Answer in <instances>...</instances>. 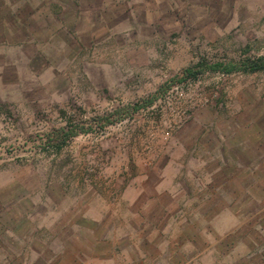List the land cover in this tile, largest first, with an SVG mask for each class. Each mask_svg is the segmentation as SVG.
<instances>
[{"label":"rangeland","instance_id":"1","mask_svg":"<svg viewBox=\"0 0 264 264\" xmlns=\"http://www.w3.org/2000/svg\"><path fill=\"white\" fill-rule=\"evenodd\" d=\"M263 58L264 0H0V221L48 226L57 264L62 205L125 201L185 122L264 87L240 71Z\"/></svg>","mask_w":264,"mask_h":264},{"label":"crops","instance_id":"2","mask_svg":"<svg viewBox=\"0 0 264 264\" xmlns=\"http://www.w3.org/2000/svg\"><path fill=\"white\" fill-rule=\"evenodd\" d=\"M236 90L214 123L185 122L125 201L65 202L57 264H264V87ZM31 229L0 221V264L53 263L49 227Z\"/></svg>","mask_w":264,"mask_h":264},{"label":"trees","instance_id":"3","mask_svg":"<svg viewBox=\"0 0 264 264\" xmlns=\"http://www.w3.org/2000/svg\"><path fill=\"white\" fill-rule=\"evenodd\" d=\"M218 67H220V65H218ZM197 68H198L197 71H195L194 69L187 70L186 72H184V75L186 77H196L197 74H199L200 72H202L203 66L200 65ZM263 69H264V58L263 59H259L258 61H255V62H248L242 68V70L244 72H255V71H259V70H263ZM225 70L227 72L230 71V69H225Z\"/></svg>","mask_w":264,"mask_h":264}]
</instances>
